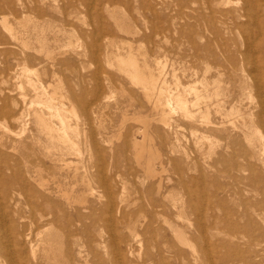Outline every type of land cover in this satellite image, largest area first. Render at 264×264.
Instances as JSON below:
<instances>
[{
    "label": "rangeland",
    "instance_id": "rangeland-1",
    "mask_svg": "<svg viewBox=\"0 0 264 264\" xmlns=\"http://www.w3.org/2000/svg\"><path fill=\"white\" fill-rule=\"evenodd\" d=\"M54 1L0 0V264H264V165L241 155L246 138L230 121L209 134L189 90L217 87L227 108L258 113L260 129L250 75L263 73L264 10L244 0H66L69 10ZM97 14L103 31L93 34ZM130 54L174 90V107L190 91L181 95L193 115L162 113L126 72ZM47 100L79 150L65 162L68 146L32 114L48 113Z\"/></svg>",
    "mask_w": 264,
    "mask_h": 264
},
{
    "label": "bare ground",
    "instance_id": "bare-ground-1",
    "mask_svg": "<svg viewBox=\"0 0 264 264\" xmlns=\"http://www.w3.org/2000/svg\"><path fill=\"white\" fill-rule=\"evenodd\" d=\"M24 1V0H23ZM42 1H44V0H30V2L32 3V6L34 5V4H36L35 2H42ZM58 1H60V0H58ZM96 1V0H95ZM230 1V0H229ZM242 1V0H241ZM2 2V1H1ZM34 2V3H33ZM54 2H57L56 0L54 1ZM66 2V0H64V2L63 3H65ZM71 2V1H70ZM70 2H69V4H70ZM73 2V1H72ZM74 2H75V0H74ZM78 2V1H77ZM80 2V1H79ZM97 2H99V1H97ZM102 2V1H101ZM244 4L242 5V3H241V5L244 7V8H246V9H254L256 12L258 11V12H263V10H264V0H244V1H242ZM9 3V2H8ZM16 3V2H15ZM19 2L17 1V4H18ZM24 3V2H23ZM43 3H45V2H43ZM67 3V2H66ZM65 3V4H66ZM76 3V2H75ZM89 3V2H88ZM238 3V2H237ZM3 4V3H2ZM10 4V3H9ZM21 4V3H20ZM25 4V3H24ZM30 3H28V5H26V8H27V6H28V8H29V6H31V5H29ZM54 4H56V3H54ZM69 4H66L67 6H69ZM87 4V3H86ZM91 4V3H90ZM95 4V3H94ZM11 5H13L12 3H11ZM11 5H7V6H11ZM16 5V4H15ZM24 5V6H25ZM38 5V4H37ZM41 5V4H40ZM47 5V4H46ZM59 5V4H58ZM65 5V7H67ZM102 5V4H101ZM4 6V5H3ZM2 6V7H3ZM59 6H61V5H59ZM57 7V9H59V11H60V7ZM73 6H74V3H73ZM86 6V8L87 9H89V6L90 5H85ZM98 6V5H97ZM1 7V6H0ZM1 7V9H3ZM18 7V6H17ZM22 7V6H21ZM44 6H42V8H43ZM64 7V8H65ZM76 7V6H75ZM78 7H80V6H78ZM77 7V8H78ZM94 7V6H93ZM103 7V6H102ZM5 8V7H4ZM11 8V7H10ZM10 8H9V10H8V8H6L7 10V12H9L10 11ZM16 8V7H15ZM14 8V9H15ZM25 8V9H26ZM37 8V7H36ZM40 8H41V6H40ZM69 8H70V6L67 8L68 10H69ZM76 8V9H77ZM16 9H18V8H16ZM24 9V10H25ZM30 9V8H29ZM31 9H32V7H31ZM35 9V8H34ZM55 9V8H54ZM81 9V7L79 8V10ZM93 9V8H92ZM96 9V8H95ZM103 9V8H102ZM101 8H100V10H102ZM105 9H106V7H105ZM104 9V10H105ZM245 9V10H246ZM5 10V9H4ZM22 10V9H21ZM38 10V9H37ZM65 10V9H64ZM98 10V9H97ZM97 10H95L96 12H97ZM110 10V9H109ZM227 10V9H226ZM225 10V11H226ZM231 9H229V11H230ZM243 10V9H242ZM1 11V10H0ZM5 11V12H6ZM13 11V10H12ZM18 11V10H17ZM31 11V10H30ZM40 11V10H39ZM43 11V10H42ZM87 11V10H86ZM103 11V10H102ZM234 11V10H233ZM232 11V12H233ZM240 11V10H239ZM25 13H26V10L24 11ZM34 11H33V9H32V12L31 13H33ZM41 12V11H40ZM44 12V11H43ZM61 12H62V9H61ZM60 12V13H61ZM68 12V11H67ZM241 12V11H240ZM245 12H247V11H245ZM244 12V13H245ZM254 12V11H253ZM10 13V12H9ZM18 13V12H17ZM25 13H24V15H25ZM39 13V12H38ZM64 13V12H63ZM88 13V12H87ZM102 13V12H101ZM104 13V12H103ZM102 13V14H103ZM106 13V12H105ZM110 13V12H109ZM108 13V14H109ZM230 13H231V11H230ZM235 13V12H234ZM233 13V14H234ZM242 13H243V11H242ZM2 14H4V13H2ZM11 14H13V12L11 13ZM14 14H15V16H16V13H15V11H14ZM20 14V13H19ZM30 14V13H29ZM40 14V13H39ZM62 14V13H61ZM228 14V13H227ZM248 14H249V12H248ZM253 14H255V13H253ZM253 14H251L252 16H255V15H253ZM23 15V16H24ZM31 15V14H30ZM71 15H73V14H71ZM70 15V16H71ZM76 15V14H75ZM104 15V14H103ZM107 15V14H106ZM110 15H111V13H110ZM241 15V14H240ZM244 15H247L246 13L244 14ZM31 16H34L33 14L31 15ZM31 16H29V18L31 17ZM42 16H43V14H42ZM60 16V15H59ZM62 16V15H61ZM66 16H67V13H66ZM74 16V15H73ZM114 16V15H113ZM262 16H263V14H262ZM18 17V16H17ZM19 17H20V15H19ZM22 17V16H21ZM27 17H28V15H27ZM76 17V16H75ZM92 17H93V14H92ZM94 19H95V21H98V24H94V25H92L93 26V29H92V33L93 34H96V32L98 31V30H102L103 31V26L101 25V23H99L100 21H99V19H100V16L97 14L96 16L94 15ZM28 18V20H31V19H33L32 17H31V19H29ZM70 18V17H69ZM69 18H68V20H69ZM105 18V17H104ZM113 18V17H112ZM3 19V18H2ZM19 19H21V18H19ZM61 19V18H60ZM102 19H103V17H102ZM102 19H101V22H102ZM117 19V18H116ZM261 19V18H260ZM6 20V19H5ZM62 21H63V19H61ZM68 20H66V21H68ZM92 20V19H91ZM105 20V19H104ZM225 20H227L226 18H225ZM2 21V20H1ZM24 21V20H23ZM25 21H26V19H25ZM94 21V20H93ZM94 21V22H95ZM116 21V20H115ZM222 21V20H221ZM260 21V20H259ZM21 22V21H20ZM32 22V20L30 21V23ZM92 22V21H91ZM224 22V21H223ZM4 23V22H3ZM16 23L18 24L19 22H18V20L16 21ZM26 23H28V22H26ZM104 23H105V21H104ZM117 23V22H116ZM226 23V22H225ZM20 24V23H19ZM118 24V23H117ZM260 24V23H259ZM21 25H26V24H22L21 23ZM21 25H19V26H21ZM29 25V24H28ZM44 25V24H43ZM31 26H32V24H31ZM35 26V25H34ZM212 26V25H211ZM214 26V25H213ZM22 27V26H21ZM26 27H27V25H26ZM106 27H107V25H106ZM105 27V28H106ZM216 27V26H215ZM260 27H261V25H260ZM14 27H12V29H10L11 30V32H12V35L11 36H13V33L14 32H16L17 31V29H13ZM30 27H28V28H25V31H28V29H29ZM35 28H36V26H35ZM104 28V29H105ZM220 28H221V26H220ZM258 28H259V25H258ZM20 29H22V28H20ZM214 29V28H213ZM215 30H217L218 31V29H217V27H216V29ZM31 31H33V30H31ZM34 31H36V30H34ZM38 31V30H37ZM263 31V30H262ZM261 31V29L259 30V32H258V34L257 35H259V36H261V35H263V32ZM29 32V31H28ZM16 33H19V32H16ZM26 33V32H25ZM24 33V34H25ZM39 33H42V32H40L39 31ZM38 33V34H39ZM15 34V33H14ZM41 35V34H40ZM17 36V35H16ZM19 36H20V34H19ZM23 36V35H22ZM39 36V35H38ZM14 37V36H13ZM26 37V36H25ZM43 37V36H42ZM263 37V36H262ZM262 37H261V39H262ZM19 38V37H18ZM44 38V37H43ZM39 39V38H38ZM26 39H24V38H22V43L24 44V45H28L27 43H26V41H25ZM259 40V39H258ZM258 42V41H257ZM6 43V42H5ZM31 43V42H30ZM29 43V44H30ZM2 46V45H1ZM4 47H5V44H4ZM229 47V46H228ZM16 48V47H15ZM223 49V48H222ZM118 50V49H117ZM225 50H228L227 48L225 49ZM222 51V53L223 52H226V51ZM259 50V49H258ZM5 51H6V48H5ZM56 51V50H55ZM230 51V50H229ZM8 52V51H7ZM14 52V51H13ZM18 52V51H17ZM129 52V51H128ZM231 52V51H230ZM261 52H263V51H261ZM26 53V52H25ZM66 53V52H65ZM227 53V52H226ZM13 54H15V53H13ZM228 54V53H227ZM231 54V53H230ZM1 55H4L3 53L1 54ZM26 55H28V54H26ZM48 57H52V53H47L46 54ZM131 55V54H130ZM129 55V57H128V59H126L127 61V63H124L125 65H124V67H127V68H129L130 67V69L128 70L127 69V71L126 72H128V74L136 81V82H138V83H141L142 84V86L145 88V90L147 89V90H151V91H153L154 93H156V95L155 96H153L154 97V105L157 107V108H160V110H161V112L162 113H166V111L168 112V109L170 110H175L176 111V109L177 108H181V109H183V111L185 112V114H188V116L189 115H193L192 114V111L190 110L191 109V107L190 106H188L189 104H190V102H189V100H188V97L185 99V98H183L182 97V95H181V93L183 94V92L184 91H187V90H184L183 92H177L178 91V89H176L177 91V93L178 94H176V96L178 97H176L177 98V100L175 99V95H174V99L177 101V104L179 105H176L177 106V108H176V106L174 107L173 106V104H172V95H171V91H174V90H170V87H168V86H164V84L166 83L165 81L159 86V85H157L156 86V83L154 82L155 80L150 76V77H148V74H145V72H144V74L141 72V70H140V68H142V66H141V64L139 63V66H138V61L137 60H135V58L131 55L130 56ZM123 56V55H122ZM122 56H121V58H122ZM4 57V56H3ZM15 57H17V56H15ZM24 57V56H23ZM117 57H120V56H118L117 55ZM124 58H125V56H123ZM127 57V56H126ZM227 57H228V55H227ZM26 58V57H25ZM115 58H116V56H115ZM124 58H122V59H124ZM0 59H1V57H0ZM24 59V58H23ZM28 59H29V57H28ZM48 59V58H47ZM117 60H118V58H116ZM3 61V60H2ZM5 61V60H4ZM23 61V60H22ZM161 61V60H160ZM228 61V60H227ZM232 61V64H233V60H231ZM25 62H27V59L25 60ZM115 62H116V60H115ZM237 62V61H236ZM228 63H229V61H228ZM264 63V60H262L261 62H260V65H262ZM25 64H27V63H24V66H25ZM120 64V63H119ZM231 64V63H230ZM259 65V66H260ZM15 66H17V65H15ZM119 66V65H118ZM123 66V65H122ZM141 66V67H140ZM226 66H227V63H226ZM22 67V66H21ZM27 68H29L28 66H26ZM25 67V68H26ZM57 67V66H56ZM163 67V66H162ZM262 67V66H261ZM260 67V68H261ZM27 68H26V72H30L31 70H29L28 69V71H27ZM145 68V67H144ZM230 68V67H229ZM143 69V68H142ZM235 69V68H234ZM255 69V68H254ZM253 69V70H254ZM261 69H263L262 71H263V73H259V74H255V75H250V77L251 78H253L254 79V83H253V89L255 90V92H256V95H257V97H258V100H257V102H258V108H260V112H261V114H263L264 113V68H261ZM126 70V69H125ZM124 70V71H125ZM146 71V70H145ZM158 71V70H157ZM23 72H25L24 70H23ZM146 73H149V72H146ZM231 73V72H230ZM24 74H26L27 75V73H24ZM85 75V74H84ZM152 75V74H151ZM166 75V74H165ZM28 76H29V74H28ZM27 76V77H28ZM167 76V75H166ZM158 77V76H157ZM165 77V76H164ZM162 79V78H161ZM164 79V78H163ZM59 80V79H58ZM133 80V81H134ZM105 81H107V80H105ZM253 81V80H252ZM29 83V82H28ZM60 84V83H59ZM178 84V83H177ZM21 85V84H20ZM168 85V84H167ZM172 86V85H171ZM196 85H194V87H195ZM207 86V85H206ZM19 87V86H18ZM63 87V86H62ZM168 87V88H167ZM193 86H191V87H189V90L190 91H194V93H195V95H193V96H195V98H193V99H195L194 101H192L191 103H192V105L193 106H196V105H198L200 102H203L204 104H205V107L204 108H202V115H203V117H204V119H205V122L207 123V128H208V132H209V134H211V132H213V131H215L216 129H217V125L219 124L220 125V127H222L223 128V126H224V124H225V122L226 121H230L232 124H233V127H234V129H236V128H238V129H240L241 130V128H242V130H243V133H244V137L246 138V141L244 140V143L245 142H247V148L246 149H242V151H244L241 155L246 159V160H248V164L250 165V160H252V158L253 159H259V160H261L262 161V163H263V165H264V116H262L263 118L261 119L262 121H260V123H261V127L263 128V130L261 131L260 129H261V127H260V129L258 130V127L259 126H257V125H259V123L258 122H256V120H255V116H257L258 115V113H256L254 110H250L249 109V107L247 106L246 108H242V104H238V105H236V104H234L235 106H229L230 108H227L225 105H226V103L227 102H229V98H228V96H229V94L227 95H225V93H224V95L225 96H227V98L225 99V98H223V97H221V95H222V92H220L219 91V89L217 90V87H216V90L215 91H211V90H209V89H207L206 87L204 88V90H205V92L203 91L202 93H198V90H196L194 87L192 88ZM197 87V86H196ZM192 90H191V89ZM203 88H201V89H203ZM211 88V87H210ZM170 91H169V90ZM184 89V88H183ZM182 89V90H183ZM187 89V88H186ZM213 89V88H212ZM34 90V89H33ZM151 91H148V92H151ZM190 91H187V92H189L190 93ZM200 91V90H199ZM202 91V90H201ZM187 92H185V94L187 93ZM153 93V94H154ZM173 93V92H172ZM193 93V92H192ZM151 94V93H150ZM188 94V93H187ZM47 96V95H46ZM185 96V95H184ZM251 96H253V95H251ZM106 97H107V95H106ZM108 98V97H107ZM49 99H51V98H49ZM48 99V100H49ZM47 100V101H48ZM104 100H106V99H104ZM240 101H241V99H239ZM39 101V100H38ZM55 101V100H54ZM175 101V102H176ZM236 101H237V99H236ZM43 103L42 104H44V105H46V107L48 108V113L44 110V109H35L34 108V111H33V115H34V118H35V122H36V124L38 125V127L41 129V130H43V131H46L47 132V135L48 136H50V138H56L57 137V139L61 142V143H63V144H65V145H67L68 147H67V152H65V151H63L62 153H61V156H62V158H61V160L62 161H66V155L67 154H72V153H76V154H79L78 152H79V150L77 149L78 147H77V145H76V142H74L73 140H72V138L70 137V135H69V132H68V128L70 127V124H69V122L66 120V118H65V116H64V114L65 113H63L64 111L60 108V107H58L57 105H53V103L51 104V101H48L47 102V104H46V102L44 103V101H42ZM153 102V101H152ZM174 102V103H175ZM39 103H41V102H39ZM235 103V102H234ZM238 103V102H237ZM36 104V103H35ZM202 104V103H201ZM229 104V103H228ZM231 104V103H230ZM175 105V104H174ZM191 105V104H190ZM189 107H190V109H189ZM256 107V106H255ZM174 108H176V109H174ZM253 108V107H252ZM30 109V108H29ZM28 109V111H30ZM242 109H245V110H242ZM65 110V109H64ZM259 110V109H258ZM32 111V110H31ZM257 111V110H256ZM27 112V111H26ZM263 112V113H262ZM30 113V112H29ZM217 114V115H220V120L219 121H216L215 119H213V117H212V114ZM25 114V113H24ZM72 114H73V112H72ZM168 113H166L165 115H167ZM257 114V115H256ZM27 115V114H26ZM161 115H163V114H161ZM264 115V114H263ZM31 116V115H30ZM76 116V115H75ZM157 116V115H156ZM259 116H261V115H259ZM18 117V116H17ZM53 117H57L58 119H59V124H55L54 123V120L52 119ZM168 117V116H167ZM26 118H29V114H28V117L26 116ZM162 118V117H161ZM257 118V117H256ZM75 119H77V118H75ZM158 119V118H157ZM165 119V116H164V118H163V120ZM189 119V118H188ZM28 120V119H27ZM78 120H79V118H78ZM166 120V119H165ZM260 120V119H259ZM26 121V120H25ZM167 121V120H166ZM258 121V120H257ZM230 123V124H231ZM24 127V126H23ZM73 127V126H72ZM179 128H181V127H179ZM72 129V128H71ZM170 129V128H169ZM73 130V129H72ZM241 130V131H242ZM71 131V130H70ZM21 132V131H20ZM23 132V131H22ZM15 134V133H14ZM212 136H214V135H212ZM208 137H211V136H208ZM197 138V137H196ZM225 138V137H224ZM228 138V137H227ZM209 139V138H208ZM234 139V138H233ZM225 140V139H224ZM242 140V139H241ZM233 141V140H232ZM236 141V140H235ZM243 141V140H242ZM58 142V141H57ZM226 142H227V140H225V144H226ZM234 143V142H233ZM56 144H58V143H56ZM211 144V143H210ZM224 144V145H225ZM242 144V143H241ZM212 145H214V143L212 144ZM234 145H235V143H234ZM245 145V144H244ZM15 146H17V145H15ZM136 146H138V145H136ZM147 146V145H146ZM231 146H232V144H231ZM228 147V146H227ZM236 147H237V145H236ZM236 147H235V149H236ZM18 148V147H17ZM143 148V147H142ZM238 148H240V147H238ZM244 148V147H243ZM144 150H145V148H144ZM238 150V149H237ZM140 151H143L142 149L140 150ZM139 151V152H140ZM230 151V150H229ZM232 151H233V148H232ZM236 151V150H235ZM139 152H138V154L137 155H140L139 154ZM237 152V151H236ZM239 152V151H238ZM237 152V153H238ZM241 152V151H240ZM141 153V152H140ZM143 154V153H142ZM136 155V154H135ZM159 155V154H158ZM238 155V154H237ZM237 155H235V156H237ZM139 158L141 157V156H138ZM239 158H240V156H238ZM243 158V159H244ZM240 159H242V158H240ZM239 159V161H241ZM242 159V160H243ZM26 161V160H25ZM254 161V160H253ZM252 161V162H253ZM261 161H260V163H261ZM234 162V161H233ZM259 162V161H258ZM28 163V162H27ZM244 163H246V162H244ZM254 163V162H253ZM262 163H261V165H262ZM26 164V163H25ZM146 164H147V162H146ZM255 164H258V163H255ZM234 165V164H233ZM236 165H238L237 163H236ZM241 165V164H240ZM242 165H243V163H242ZM17 167V166H16ZM236 167V166H235ZM234 167V168H235ZM253 167V166H252ZM257 167V166H256ZM228 168V167H227ZM233 168V167H232ZM247 168H248V166H247ZM261 168V167H260ZM3 170L5 169V168H2ZM16 169V168H15ZM20 169V168H19ZM229 169H230V167H229ZM239 169V168H238ZM237 169V170H238ZM262 169H263V167H262ZM28 170V169H27ZM26 170V171H27ZM232 170V169H231ZM234 170V169H233ZM18 171V170H17ZM243 171V170H242ZM4 172H5V170H4ZM28 172V171H27ZM243 172H245V171H243ZM246 172H248V171H246ZM23 173V172H22ZM22 173H20V174H22ZM235 174H236V172H234ZM249 173V172H248ZM259 173V172H258ZM5 174V173H4ZM30 174V173H29ZM28 174V175H29ZM225 174H227V172L225 173ZM229 174V173H228ZM242 174H244V173H242ZM250 174V173H249ZM262 174V173H261ZM5 175H7V174H5ZM15 175H16V172H15ZM237 175H239V172L237 173ZM258 175V174H257ZM31 176V175H30ZM7 177V176H6ZM234 177V176H233ZM239 177H240V175H239ZM246 177V176H245ZM250 177V176H249ZM256 177H258V176H256ZM255 177V178H256ZM260 177H262V176H260ZM0 178H1V176H0ZM24 178V177H23ZM23 178H22V180H23ZM33 178V177H32ZM4 179V178H3ZM3 179L2 180H0V181H3ZM247 179V178H246ZM250 179V178H249ZM259 179V178H258ZM6 180V179H5ZM260 180V179H259ZM264 180V179H263ZM262 180V181H263ZM34 181H36V180H34ZM250 181V180H249ZM4 182V181H3ZM169 182V181H168ZM256 183V182H255ZM264 183V182H263ZM4 184V183H3ZM246 184H248V183H246ZM254 184V183H253ZM44 185V184H43ZM257 185V184H256ZM254 186V185H253ZM257 188V187H256ZM21 190V189H20ZM30 190V189H29ZM51 190V189H50ZM46 191H48V190H46ZM61 191H63V190H61ZM42 192H43V190L41 191V196H42ZM45 192V191H44ZM69 192V191H68ZM46 193V192H45ZM67 193V192H66ZM70 193V192H69ZM87 193V192H86ZM44 194V193H43ZM65 194V193H64ZM66 196V195H65ZM73 196V195H72ZM68 197V196H67ZM70 198H71V196H69ZM77 198V197H76ZM75 199V198H74ZM78 199V198H77ZM73 200V199H72ZM78 211V210H77ZM76 213V212H75ZM77 214V213H76ZM79 216V215H78ZM81 216V215H80ZM242 227V226H241ZM236 232H237V230H236ZM240 232V231H239ZM247 233H248V231H247ZM233 234H235V233H233ZM240 235L241 234H239V235H236L237 237L239 236L240 237ZM255 234H253V236H254ZM251 237H252V232H251V235H250ZM257 236H259V235H257ZM251 239V238H250ZM249 239V240H250ZM262 240V239H261ZM260 240V241H261ZM254 241V240H253ZM255 242H257L258 243V241H255ZM251 244H252V241H251ZM250 244V245H251ZM256 244V243H255ZM263 244V243H262ZM256 246H257V244H256ZM31 247V246H30ZM252 247H255V246H252ZM260 247V246H259ZM258 248V247H257ZM255 249V248H254ZM261 249H262V247H261ZM252 253H254V251H251ZM259 253V252H258ZM258 256V255H257ZM254 257H256V256H254ZM239 259H241V258H239ZM239 259H237V260H239ZM236 260V261H237ZM255 260V259H254ZM258 260V259H257ZM263 263V262H262Z\"/></svg>",
    "mask_w": 264,
    "mask_h": 264
}]
</instances>
